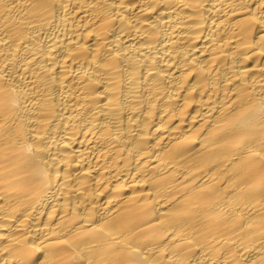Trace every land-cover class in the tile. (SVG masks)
I'll return each mask as SVG.
<instances>
[{"label":"bare ground","instance_id":"obj_1","mask_svg":"<svg viewBox=\"0 0 264 264\" xmlns=\"http://www.w3.org/2000/svg\"><path fill=\"white\" fill-rule=\"evenodd\" d=\"M0 264H264V0H0Z\"/></svg>","mask_w":264,"mask_h":264}]
</instances>
